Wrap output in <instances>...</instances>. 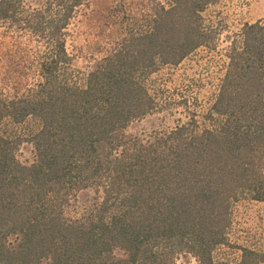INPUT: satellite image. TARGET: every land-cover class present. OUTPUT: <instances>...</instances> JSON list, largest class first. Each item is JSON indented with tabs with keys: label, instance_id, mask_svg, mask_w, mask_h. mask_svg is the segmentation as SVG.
Returning <instances> with one entry per match:
<instances>
[{
	"label": "trees",
	"instance_id": "trees-1",
	"mask_svg": "<svg viewBox=\"0 0 264 264\" xmlns=\"http://www.w3.org/2000/svg\"><path fill=\"white\" fill-rule=\"evenodd\" d=\"M92 1L0 0V264H264V241L229 237L236 203L264 201V21L231 43L202 120L141 136L130 124L159 104L147 80L210 46L220 0H114L121 32L81 71L70 26ZM91 187L102 197L71 215Z\"/></svg>",
	"mask_w": 264,
	"mask_h": 264
},
{
	"label": "rangeland",
	"instance_id": "rangeland-1",
	"mask_svg": "<svg viewBox=\"0 0 264 264\" xmlns=\"http://www.w3.org/2000/svg\"><path fill=\"white\" fill-rule=\"evenodd\" d=\"M113 3L114 0H93L87 12L73 20L68 41L69 52L74 57L73 69L85 71L92 57H102L121 32L120 25L113 23L117 18L112 10V7H117ZM126 5L130 24L145 22L146 17L137 9V5ZM203 17L207 30L217 34L210 40V46L198 48L177 65H162L149 77L148 88L158 99V108L132 122L129 133L148 136L170 129L188 121L194 112L202 120V114L212 103L226 73L231 43L241 37L246 23L264 21V0H220L209 6L203 12ZM3 47L4 44H0V57ZM33 155V145L25 143L19 152L20 159L31 161ZM102 195V191L95 187L82 190L69 210L70 214L80 215ZM229 237L235 246L258 247L263 243L264 201L245 199L236 203ZM218 253L234 260L240 259L242 251L233 246H224ZM178 262L197 264L191 255H183Z\"/></svg>",
	"mask_w": 264,
	"mask_h": 264
}]
</instances>
